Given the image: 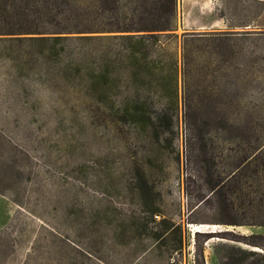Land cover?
<instances>
[{
	"label": "rangeland",
	"instance_id": "obj_1",
	"mask_svg": "<svg viewBox=\"0 0 264 264\" xmlns=\"http://www.w3.org/2000/svg\"><path fill=\"white\" fill-rule=\"evenodd\" d=\"M42 1L0 0V264H264V0Z\"/></svg>",
	"mask_w": 264,
	"mask_h": 264
},
{
	"label": "trees",
	"instance_id": "obj_2",
	"mask_svg": "<svg viewBox=\"0 0 264 264\" xmlns=\"http://www.w3.org/2000/svg\"><path fill=\"white\" fill-rule=\"evenodd\" d=\"M82 0H43L42 2L45 3L46 6H48L50 11L48 12V15L52 18L51 22L55 21V25L58 27L57 29L60 32L56 33H62V32H73L79 30L78 28H75L77 23L81 20V18L84 16L80 10L77 9V4L81 2ZM173 4V10L172 14L170 15H158V21L157 23L152 27L147 29V31H165V30H171V17L172 20L177 19V0H171ZM36 11V10H35ZM87 29V28H85ZM35 31L37 29H34ZM151 37H154L156 35L155 33L149 34ZM125 39H129V37H124ZM143 38V37H142ZM42 40H53V41H59L63 40L64 36H46L42 37Z\"/></svg>",
	"mask_w": 264,
	"mask_h": 264
},
{
	"label": "bare ground",
	"instance_id": "obj_3",
	"mask_svg": "<svg viewBox=\"0 0 264 264\" xmlns=\"http://www.w3.org/2000/svg\"><path fill=\"white\" fill-rule=\"evenodd\" d=\"M190 2V1H189ZM217 225V224H216ZM219 227V226H218ZM192 229V228H191ZM193 229H195V228H193ZM216 229H217V226H215V225H204V226H200L199 228H196L195 229V231H216ZM220 229V228H219ZM243 232H245V231H243ZM195 234V233H194ZM220 239V238H219ZM211 242V241H210ZM244 246V245H243ZM258 251H260V250H258Z\"/></svg>",
	"mask_w": 264,
	"mask_h": 264
}]
</instances>
